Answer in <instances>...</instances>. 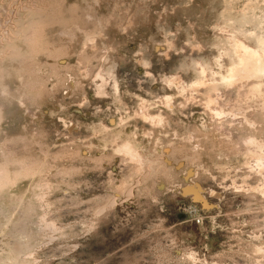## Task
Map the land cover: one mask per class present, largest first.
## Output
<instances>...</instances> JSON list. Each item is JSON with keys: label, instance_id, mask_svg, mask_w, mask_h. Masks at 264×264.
<instances>
[{"label": "rangeland", "instance_id": "374dc122", "mask_svg": "<svg viewBox=\"0 0 264 264\" xmlns=\"http://www.w3.org/2000/svg\"><path fill=\"white\" fill-rule=\"evenodd\" d=\"M260 36L264 0H0V264H264Z\"/></svg>", "mask_w": 264, "mask_h": 264}, {"label": "bare ground", "instance_id": "6f19581e", "mask_svg": "<svg viewBox=\"0 0 264 264\" xmlns=\"http://www.w3.org/2000/svg\"><path fill=\"white\" fill-rule=\"evenodd\" d=\"M240 17H242V16H240ZM240 17L238 16L239 19H241ZM242 18H244V17H242ZM238 25H240V24H238ZM240 30H239V33H241ZM254 35H256V34H254ZM257 36H258V34H257ZM257 38H259V37H257ZM0 40H2V39L0 38ZM234 46H235V49H236V52H237V62H236L235 65H233L230 68V73L228 74L229 75V80H233V79H236L238 77L240 78V77H242V75L258 79L264 72V38H262L260 36V39H258V48H257V45H256L257 49L256 48L253 49V48H249L247 46H243V45L240 44V42H239V44H236ZM230 51L232 52V50H230ZM122 148L125 151H127L128 154H132L133 156L138 155V154H136L135 150L133 149V146L130 143L124 144Z\"/></svg>", "mask_w": 264, "mask_h": 264}]
</instances>
